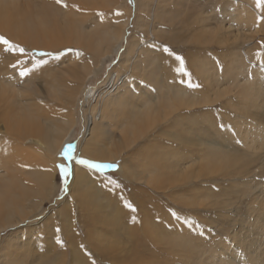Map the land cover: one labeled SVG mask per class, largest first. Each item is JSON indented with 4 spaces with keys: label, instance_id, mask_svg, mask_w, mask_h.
<instances>
[{
    "label": "bare ground",
    "instance_id": "6f19581e",
    "mask_svg": "<svg viewBox=\"0 0 264 264\" xmlns=\"http://www.w3.org/2000/svg\"><path fill=\"white\" fill-rule=\"evenodd\" d=\"M87 1L62 0V9H72L74 2L86 18L75 24L69 34L66 24H61L57 18L61 3L45 0L40 5L36 46L44 50L73 46L81 51L79 62L61 70L59 78L45 81L40 93L39 84L37 87L33 84L32 88L29 81H18L17 75L8 74V71L13 72L8 66L9 58L0 56V234L10 231L0 251L3 255L0 264H239L236 253L227 251L224 239L216 241L211 233L202 236V225L217 229L212 232L227 234L230 241L243 248L251 264H264V239H261L264 236V186L254 180L258 166L264 165V152L254 155L239 151L230 137H223L219 132L212 134L215 138L205 140L200 127L202 116L213 112L211 109L204 113L200 109L228 95L230 90L225 89L218 96L215 93L223 82H238L229 71L235 66H230L227 73L223 67L225 73L220 79L213 71L205 73V62H212L210 55L231 54L243 58L240 55H251L254 50L253 37L260 30L255 31V27L244 22L243 15L248 8L244 7L242 15L237 7L231 11L230 1H225L221 13L218 0H136L132 34L124 47L128 20L122 16L127 11L123 14L118 10H123L126 0H89L94 1L91 7L84 6ZM186 3L190 10L186 9ZM214 4L219 5L217 10L213 9ZM199 8L201 12L194 17V11ZM73 13L76 15L75 11ZM189 13L192 17L187 18L188 23L178 29L174 27L169 31L166 27L170 26L162 27L166 17L171 21L168 24L174 26ZM216 13L222 17H217ZM213 20L217 23L212 26L209 22ZM234 22L242 29L232 30ZM137 31L142 32L143 40L136 37ZM64 36L66 41L61 40ZM177 43H186L188 47L173 48ZM181 48L184 56L178 51ZM119 54V62L109 71L106 81L98 88L87 87L86 83L98 77L105 65ZM158 55L162 63L157 62ZM187 58L197 62L199 75L190 73V68L189 71L179 68ZM169 66L176 68L172 70ZM244 72L241 64L238 78L244 76ZM205 90H210L211 96L204 95ZM243 90L238 94L243 95L245 101L253 99V89L248 93L247 89ZM136 91L153 105L148 110L153 122L156 118L163 122L162 126L150 127L153 129L150 136V128L136 130L128 112L127 98L133 94L141 97ZM226 102V106H232L231 101ZM250 108V104H246L240 110L245 115H254ZM118 120L123 128L116 141L110 137V132ZM78 134H81L78 156L100 165L118 164L114 174L128 184L131 196L124 198L118 194L122 198L119 203L126 204L116 212L115 206L100 194V189L109 185L105 180L108 175L73 165L67 195L58 205V218L45 217L43 223L35 221L39 216V200L51 197L56 160ZM137 136L147 140L143 145L139 143L140 149L134 148ZM250 136L249 144L248 137H244L247 149L259 141L260 130ZM163 137L168 138L169 143L164 142ZM218 138L230 142L228 151L215 145L214 140ZM253 162H257V166L248 167ZM150 175L158 177L153 185L152 181L146 182ZM233 198L236 204H226ZM241 198H245L246 203H242ZM240 205L244 209L242 215L237 214ZM207 208L214 212L216 221L205 216ZM232 212L239 220L235 230L233 223L237 219L233 220ZM55 230L70 249L60 248L56 258L50 261L47 254H39V242L44 243L42 253H45L54 244L52 233ZM250 235L260 239L258 246L256 242L250 247L246 245L244 241ZM208 240L210 243L206 244ZM222 245L223 254L219 256L218 249Z\"/></svg>",
    "mask_w": 264,
    "mask_h": 264
},
{
    "label": "rangeland",
    "instance_id": "374dc122",
    "mask_svg": "<svg viewBox=\"0 0 264 264\" xmlns=\"http://www.w3.org/2000/svg\"><path fill=\"white\" fill-rule=\"evenodd\" d=\"M30 1H32V2H30ZM43 1H45V0H12V1H10V0H8V1L7 0L3 1L2 0L1 1L0 0V37H3L5 39H7L11 44L17 45V48H15V49H13L11 51H8V50H6V46L2 42H0V56L3 55L1 57L7 56L9 58L8 61H9L10 64L8 66H9V68H11V70H13V72L8 71L7 73L10 74V75L12 74L14 76L17 75V80L18 81H20V80L29 81L30 83H32L31 84L32 88L35 87V86L37 87L38 84H39V93L42 91V87H43L45 81L46 82H50V80H52V78L53 79L54 78H59L61 76V73H60L61 70L66 69L67 67H71L74 64H77L79 62V60H80L79 56L81 55V51L78 48L73 47V46H69L67 48L66 47H64V48L62 47V48H59L57 50H54V49L53 50H44L43 48H40V47L38 48L36 46L35 34L39 33V31H40L39 30V20L38 19L41 16H40L39 7H40L41 4H43ZM135 1L136 0H126L123 10H122V8L118 10L120 13H123V12L127 11L125 16H122L123 17L122 19H127L128 20V27H127V29L125 31V36H124L125 37V39H124V47H125V44L127 43V41L131 37V34H132L131 30H133L132 29V22H133L134 15H135V11H134L135 10ZM225 1H230V7H229L230 9L231 8L235 9L236 7L238 9H240L242 11V15L245 13V11H248V12H246V14H244L246 17L243 15L244 22L246 24L250 25V27H253V28L255 27V31L256 30H260V33L258 32V35H256V33H255V35L253 37L254 38L253 39V41H254L253 44H255V47L253 46L254 50H252L251 55H248V56L240 55L243 58H240L239 55H231V54L230 55H217V56L216 55H210L211 56L210 59L213 58L214 60L212 59V62H209V61L205 62L204 61L206 63L205 73H206V71H207V73L213 71L218 77H220V79L223 77L222 74H224L225 72L226 73L228 72V70H229L228 68H230V66H235L234 68H231L229 71L233 73V76L235 78H237L238 82H236V83L235 82H233V83L232 82L231 83L230 82H227V83L223 82L222 85H221V88L218 89L219 91L217 90L215 93L218 96V95H220L221 91H223V89H225L227 91L230 90L228 92V95L226 97H223L220 101L213 103L214 105L213 104L207 105V106H204L202 109H200V110L205 111L204 113H206V111H210L211 109L213 110L212 113H210L208 115L205 114V117L203 118V116H202V118L200 119L201 120L200 127L202 129L201 131H202V135H203L202 138L203 139L205 138V140H207V139L210 140L212 138H215L212 134L219 132V134L222 135L223 137H226V136L230 137L231 138V140H230L231 143L235 146V148H237V150L242 151V152L245 151L246 153H248V152L251 153L252 152L254 155H256V154L260 155L262 152H264V93H263L264 91L261 92V89L264 90V29L262 28V25L264 23V0H248V1L247 0H244V1L243 0H218L216 2L217 3L219 2L220 6L218 4H214L213 9L217 10V7L219 6L218 7V9H219L218 12H221L222 9H220V8H223L222 6H224ZM5 2L7 4H5ZM246 2H249V3H246ZM13 3H15V4H13ZM93 3H94V1L90 2L88 0L86 3H84L85 4L84 6L91 7L90 5H92ZM233 3L235 5H233ZM246 4L249 7L246 6ZM62 5H63V3L61 2V4H59V8L57 10L58 11L57 15L59 16L57 18L59 19V22L61 24H63V25H64V23L66 24V28H67L68 34H69V31L73 30L72 28L75 26V24L80 23V21H84V20L86 21V18L84 16L85 14L83 15V12L82 11L80 12L79 7H76V6H78L76 3H74V2L72 3V6H73L72 9H70L71 5L69 6L70 10H67L68 9L67 7L62 9L63 8ZM187 5L189 6V4L186 3V9L190 10L191 7H188ZM17 6L20 7V8H18ZM241 6H243V8ZM203 7H204V5L202 4V8ZM244 7L248 8V9H245ZM76 8H78V9H76ZM249 8H251V9H249ZM243 9H245V11H243ZM17 10H18V12H17ZM124 10H126V11H124ZM232 10L233 9H231V11ZM11 11H13V12L9 13ZM74 11H75L76 15L73 13ZM22 12H24L23 17H22ZM34 12H35V15H34ZM198 12L199 13L201 12V8H199V9L194 11V13H193L194 17H195V14L198 13ZM38 13H39V15H38ZM9 14H11L12 17ZM17 14H18V16H17ZM127 15H129V16H127ZM183 16L184 17L182 19H180V22L177 25L175 24L174 26L169 25L171 21H169V18L166 17L165 22L163 24L161 22V24L163 25L162 27L170 26V28L166 27V29H169V31H170V29H172L174 27L178 29V27L180 25L182 26L185 23H188V21H187L188 19L187 18L188 17H192V14L189 13V14L183 15ZM216 16L217 17H219V16L222 17L220 15V13H216ZM10 17H11L12 20L9 19ZM69 17H71L72 19L69 18ZM80 18H82V19H80ZM60 19H63V21H60ZM256 19H257V21H256ZM9 20H11L12 22L9 21ZM248 20H249V22H248ZM22 23H24L26 25H24ZM209 23H211L212 26H213V25H215L217 23V21L213 20V21H211ZM227 23H229V22H227ZM234 25H235V27H232V30H236V29H240L241 30L242 29V27L239 26V23H235ZM5 26H6V28L9 26L7 28L8 32H6ZM259 26H260V28H259ZM33 28H35V29H33ZM1 31H3V33ZM138 32H139V34H138ZM22 33H23V35H22ZM181 35L182 34H179V36H181ZM136 37L140 38V40H143L142 32L137 31L136 32ZM10 38H12V39H10ZM63 38L61 40L62 41L65 40L66 41L67 38H65V36ZM167 38L168 37L166 36L165 39H167ZM59 43H57V44L59 45ZM183 44L182 43H177V45H173V48H174V46L175 47L176 46L183 47V49L188 47V44H186V43H183ZM23 45H25V46H23ZM190 48H192V47L190 46ZM248 48H246V50ZM20 49H23L24 51L21 52ZM183 49L181 48V49L178 50L182 54V56H184L183 55L184 54V50ZM123 50H124V48L121 50L120 53H122ZM172 51L173 50H171V52ZM178 51H177V53L179 54ZM221 52L222 51L220 49H218V53L220 54ZM119 56H120V54L117 57H115L114 60L111 63H107L105 65L104 69L98 75V77H96L92 81H89L88 83H86V86L91 88V89L100 87L106 81L107 76L110 73L109 71H111V69L118 64ZM204 57H206V55ZM159 58L160 59L157 60V62L162 63L163 62L161 60L162 58L160 56H159ZM234 59H235V63H233ZM188 60L189 59L187 58L185 60L184 64H183V66L181 64V66L179 68H182V69L187 70V71H189V68H190V71H189L190 73L199 75V71H198L199 67H196L197 62H195L193 58H191L189 61ZM201 63H203V62H201ZM235 64H237V65H235ZM241 64L243 65V67L245 69V72H244V76H242V77L239 76L241 78H238V73L237 72H238ZM3 66H4V61H3L2 67ZM188 66H190V67H188ZM15 67H17V68H15ZM170 68H172V70H175L174 68H176V66H169V69ZM192 68H193V70H192ZM222 68H223V70H225V72H223ZM7 70H10V69H7ZM21 72L26 73V75H21ZM257 72H259V73H257ZM255 73L259 74V75H257L256 77L255 76L253 77L252 75H254ZM2 74L4 75V73H2ZM254 78H256V79H254ZM201 80H204V78L201 77ZM244 80H246V82ZM42 81H43V83H42ZM248 81H250L251 83H249ZM252 81H253V83H252ZM254 81H255V83H254ZM224 83H226V85ZM245 84H247L248 86L245 85ZM227 85H229L230 87L227 86ZM227 88H229V89H227ZM240 89H242V90L243 89H247L248 91L246 90V93H248L250 91V89H253V96L255 97V98L253 97L254 102H253L252 98H249L247 100L248 102L245 101L246 99L243 98V95L238 94V93H240L239 92ZM233 91H234V93L235 92H237V93L233 94ZM230 92H231V94H230ZM136 93L140 94L138 91H136ZM203 94L204 95L208 94V96H211L209 94H212V92L210 90L209 91L205 90ZM134 95H136V94H133L132 97L130 95L127 98V105H128L127 108H128V112L132 115L130 117L134 120V123L136 124V130L139 131L140 129L154 127V125L156 127L162 126L163 122L161 121V119L158 120V118H156V121L153 122V116L150 115L149 112H148L149 107H152L153 105L150 104V103H147L148 102L147 99L146 100L143 99L144 97L141 94H140L141 97L139 95L138 96L136 95L135 97H133ZM210 99H213V97H211ZM227 100L231 101V104H232L231 107L230 106H226V103H227L226 101ZM260 100L261 101L263 100V103H260L261 102ZM135 101H136V103H135ZM243 103H245V104H243ZM256 103L258 104V106H257ZM246 104H250V107H251L250 108V112L252 111L251 113H253L254 115H251V114L245 115L243 113V111L240 110L243 107V105H246ZM252 105L254 106V108H253ZM259 108H261V109H259ZM141 109H143V112H141L142 111ZM137 110H138V113H136ZM262 124H263V126H262ZM122 128H123L122 123H120L119 120H118L116 123H114V126L112 128L113 132H110V135H111L110 137L114 138V140L118 139V136H120V132L119 131H121ZM151 130H153V129L152 128L149 129V131H150L149 136L151 135ZM213 130H215V132ZM258 130H260V134H261V136L259 138V141L257 143H255V144H253L254 146L252 145V147L250 149H247V144H249V142L251 140L250 134L255 132V131H258ZM146 134H147V132L145 133V135ZM242 134H243V136H242ZM78 135L73 137L71 139V141L63 148V151L60 153V155L58 157V160H56V163H55L56 164V173L54 175V182H53V186L51 188L52 189L51 197L49 199H47V200H39V216H38V218L34 219L35 221L39 220V222L43 223V220L45 219V217L47 219H49V218H52V219L58 218V210H59V206L58 205H59L60 201L67 195V187H68L69 182H70V173H71V169H72L73 165L82 166V167L88 168L89 170H93V171H96L98 173L108 175L107 176L108 179L105 178V180H106V182H108L110 187H109V185H106L105 187H103L102 190L100 189V191H101L100 194H102L101 196L106 202L109 201V203H112L113 206H115V208H116L115 211L116 212H117V210L120 211L122 209L123 205L126 204L125 202L123 204L119 203V201L121 202V200H119V199H122L120 197L122 196L124 198H129L131 196V193H130L129 189L127 188L128 184L125 183L123 181V179L119 175L114 174L115 171L117 170V165L118 164L114 163L113 165H105V167L95 168V167H89L88 165H84V164L79 163V161L82 160L83 158L78 156V142L80 140L81 134H78ZM245 136L249 138V139L248 138L246 139L247 144H245V142H244V137ZM163 140H164V142L167 140L166 142L169 143L168 142V138L163 137ZM146 141H147L146 139L144 140V139L139 138L137 136L136 137V145H135L134 148L140 149V144L143 145ZM214 143L219 148L221 147L223 149V151H228V149H229L227 147L228 146L227 144H229L230 142L228 143L224 139L218 138L217 141L214 140ZM244 144L246 145V147H244ZM256 147H257V149H256ZM126 153H124L125 156H126ZM83 160H85V159H83ZM89 163L92 164V165H100L98 163H94V162H90V161H89ZM250 164L251 165L248 166L250 168H254V167L257 166V162H253V163H250ZM61 165H64V166L69 168L68 177H65L63 169L60 167ZM214 166H216V165H214ZM208 167H209V165H208ZM258 168H259V172L257 170V175L254 176V180L258 181L259 183L261 182L260 184H263V186H264V165H261V167L258 166ZM157 180H158V177H156L154 175H150V177L146 180V182L150 183L152 181L151 184L153 185V183H155ZM141 183H142V181H141ZM140 185L144 187L143 184H140ZM112 190H113V192H112ZM149 190L151 191V188H149ZM263 190H264V187H263ZM118 191H119V193H118ZM118 194H121V196L118 195ZM241 199L243 200V201L241 200L242 203H246V199L245 198H241ZM234 200L235 199L233 198L231 200V202L227 201L226 204L230 203L229 206H231V204H233V203L236 204V202H234ZM110 201H112V202H110ZM162 202H164L163 199H162ZM226 207H224V208H226ZM239 211L240 212H238L237 214L242 215V213L244 211L242 205L239 206ZM204 213H205V216H207V217H213V219H214L213 221L217 220L216 217L213 216V215H215V214H213L214 212H210V210L208 208H207V210H204ZM233 213L234 212H232L231 216H233V220H234L236 217H235V215ZM208 214H210V215H208ZM73 217H75V212H74ZM205 219H207V218L205 217ZM238 224H239V220L237 219V221H235L233 223V229L234 230L238 227ZM200 228H202V234H203L202 236H204L206 233H209V234L211 233V234H213L214 239H216V241H221V240L224 239V243L223 244L227 245V246H225L226 248H228L227 251H233L234 253H236V255H235L236 262H238L239 264H251L248 255H246L245 252H243V250H242L243 248L240 247L238 244H235L234 242L230 241L228 239L227 234L221 235V234H218L219 232H215V231L212 232V230H217V229H215V228L213 229V227H211L210 225H206V226L202 225V227H200ZM21 230H25V228H22ZM77 230L79 231L78 234L81 235V230L79 228ZM73 231L75 232L76 230H73ZM243 231H244V229H243ZM9 234H10V231H5V232H2L0 234V245H1L0 246V251L3 249L4 239L6 240V239H8L10 237V236H8ZM22 234H25L24 231H22ZM39 235H40V233H39ZM52 235H53L52 242L54 243L53 246L48 248L45 253L44 252L42 253V248L45 245H44V243L39 242L40 246H39V251H38V252H41V253H39V254H42L41 256H44L45 254H47L48 257H50V261L51 260L53 261L56 258L57 252H59L60 248H63V249H65L67 247L69 248V246L66 245L65 242L62 241V238H61L60 234L56 230L53 231ZM248 239H249V241H251L250 244H248ZM261 239H264V236H262ZM81 240H83V238ZM255 240H256V238L253 237L252 235H250V236H248V238L245 239L244 242L247 241L246 245L247 246L249 245L248 247L252 246L255 242L257 243L256 246H258V244H260V239H257L256 241ZM209 243H210V241L208 240L206 244H209ZM256 246H254V248H257ZM259 246H261V245H259ZM222 248H224L223 245L221 246V248L218 249L219 250L218 254L221 253L219 256H221L223 254V252L221 250ZM87 254L91 255L89 253H87ZM2 258H3V255H0V260H2Z\"/></svg>",
    "mask_w": 264,
    "mask_h": 264
},
{
    "label": "snow or ice",
    "instance_id": "6c2138e0",
    "mask_svg": "<svg viewBox=\"0 0 264 264\" xmlns=\"http://www.w3.org/2000/svg\"><path fill=\"white\" fill-rule=\"evenodd\" d=\"M56 2L59 4V3L62 2V0H56ZM0 42H2L6 46V50H8V51H11V50L17 48V45L11 44L7 39H5L3 37H0ZM20 51L23 52L24 50L23 49H20ZM21 75H26V73L21 72ZM79 163L84 164V165H88L89 167H95V168L105 167V165H92V164L89 163V161L83 160V159L80 160ZM60 167L63 169V172H64L65 177H68V175H69V168L66 167V166H64V165H61Z\"/></svg>",
    "mask_w": 264,
    "mask_h": 264
}]
</instances>
